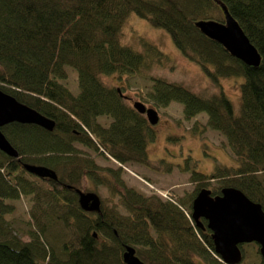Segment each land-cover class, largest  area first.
I'll return each mask as SVG.
<instances>
[{"label": "trees", "instance_id": "trees-1", "mask_svg": "<svg viewBox=\"0 0 264 264\" xmlns=\"http://www.w3.org/2000/svg\"><path fill=\"white\" fill-rule=\"evenodd\" d=\"M222 6L256 48V67L232 58L195 27L200 20L222 23ZM131 15L168 34L174 48L218 87L224 78L244 79L238 112L222 90L203 97L150 79L147 103L159 109L178 103L186 121L206 114L205 126L195 121L192 132L219 133L237 164L207 175L194 166L193 189L177 201L142 195L121 180L125 163L171 171L165 158L149 163L146 146L156 124L102 81L139 75L162 62L164 54L150 42L140 41L138 49L121 43ZM66 69L76 75L75 94L64 84ZM0 90L54 123L52 131L15 122L0 129L18 152L15 158L0 152V264H124L126 247L144 264H225L214 253L205 221L203 230L191 218L194 197L214 181L212 196L234 187L264 211V0H0ZM100 118L109 123L103 126ZM74 144L119 168H100ZM26 163L48 168L57 179L28 173ZM91 184L108 192L106 200L97 195L98 212L83 210L75 192L91 193ZM22 198L31 207L21 230L12 215ZM250 245L258 256V245Z\"/></svg>", "mask_w": 264, "mask_h": 264}, {"label": "rangeland", "instance_id": "rangeland-1", "mask_svg": "<svg viewBox=\"0 0 264 264\" xmlns=\"http://www.w3.org/2000/svg\"><path fill=\"white\" fill-rule=\"evenodd\" d=\"M120 41L123 45H130L136 49L140 48V41L144 40L154 44L164 54L159 65H153L139 75H128L117 77L110 75L103 77L104 84L120 90L122 96L128 97L123 102L133 107L134 102H141L147 108H154L159 114V121L154 126V139L147 145V156L151 165H157V160L166 159L171 164L169 173L152 171L145 166L135 163H125L120 168L121 180L127 187L138 191L142 195H158L161 199L171 198L177 201L184 198L193 189L190 183V172L194 166L195 170L205 175L212 173L218 166L236 167L237 164L227 149L223 148V138L219 133L206 129L204 133L192 132L194 122L199 123V128L205 126L206 114H200L190 121L183 119L181 105L172 103L166 108H155L145 101L144 95L148 90L151 78L162 79L165 82L183 85L191 92L198 95L211 97L221 90L231 101L233 110L238 112L237 105L240 100V84L244 79L241 77L222 79L220 87L213 84L205 73L195 62H191L174 48L173 43L164 31L151 28L145 20L135 15L129 16L121 29ZM67 79L64 84L72 93L76 92V75L70 69H66ZM99 122L106 126L109 120L100 118ZM169 138L174 139L170 140ZM74 149L82 157L92 159L101 168H119L118 164L107 156L98 155L90 149L74 144ZM191 158V160L188 159ZM30 178V177H29ZM33 180L32 178H30ZM208 189L216 187L212 181ZM90 189L99 196L101 200L108 199V192L102 187L90 185ZM110 205V204H108ZM16 215L13 214L14 227L25 229L24 222L27 221V212L30 210L29 199H19L14 204ZM26 239V237H25ZM244 264H257L259 255L250 244L242 246ZM215 257V256H214ZM241 263V264H242ZM199 264H204L203 262Z\"/></svg>", "mask_w": 264, "mask_h": 264}, {"label": "water", "instance_id": "water-1", "mask_svg": "<svg viewBox=\"0 0 264 264\" xmlns=\"http://www.w3.org/2000/svg\"><path fill=\"white\" fill-rule=\"evenodd\" d=\"M224 21L200 20L195 27L209 40H213L228 52L232 58L238 59L244 65L256 67L260 63V56L252 46L235 19L222 6ZM117 93L120 94L119 89ZM127 98V97H124ZM134 110L139 115H145L149 125L159 121V114L155 109L147 108L141 102H134ZM13 122L24 125H36L43 130L52 131L54 123L43 117L36 110L22 105L13 97L0 90V129ZM0 152L15 158L18 152L14 150L5 135L0 131ZM23 169L36 177L55 181L57 176L48 168L24 164ZM78 203L83 210L98 212L100 202L93 192L83 193L75 189ZM191 204V218L197 227H202L201 219L206 222V228L211 231L213 250L215 255L225 264H239L242 262V252L238 246L256 243L259 255L264 264V211L257 203L250 201L246 195L234 187L222 188L219 195L212 196L208 189H201ZM94 236H96L94 234ZM124 264H144L136 257L131 247H126L123 255Z\"/></svg>", "mask_w": 264, "mask_h": 264}, {"label": "flooded vegetation", "instance_id": "flooded-vegetation-1", "mask_svg": "<svg viewBox=\"0 0 264 264\" xmlns=\"http://www.w3.org/2000/svg\"><path fill=\"white\" fill-rule=\"evenodd\" d=\"M202 221H205L204 219H201V222ZM206 223V222H205ZM201 229H203L204 230V228H203V224H202V227H200ZM209 230V229H208ZM210 231V230H209ZM211 232V231H210Z\"/></svg>", "mask_w": 264, "mask_h": 264}]
</instances>
